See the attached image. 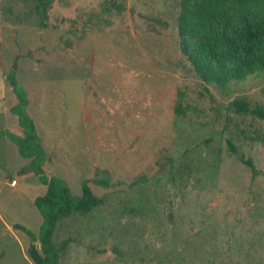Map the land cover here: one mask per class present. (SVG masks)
<instances>
[{
    "label": "rangeland",
    "instance_id": "374dc122",
    "mask_svg": "<svg viewBox=\"0 0 264 264\" xmlns=\"http://www.w3.org/2000/svg\"><path fill=\"white\" fill-rule=\"evenodd\" d=\"M179 1L52 0L41 15L37 0H0V130L24 134L14 67L43 173L74 197L84 179L110 184L57 224V264H264V119L228 107L264 106V73L203 82L180 50ZM30 159L0 135V264H34L13 228L42 221Z\"/></svg>",
    "mask_w": 264,
    "mask_h": 264
},
{
    "label": "trees",
    "instance_id": "16d2710c",
    "mask_svg": "<svg viewBox=\"0 0 264 264\" xmlns=\"http://www.w3.org/2000/svg\"><path fill=\"white\" fill-rule=\"evenodd\" d=\"M51 1L37 0L35 10L45 15ZM177 29L181 53L203 82L224 89L231 82L264 73V0H180ZM6 78L19 100L11 110L17 115L24 134L17 135L5 129L0 130V135L8 134L17 144L19 153L31 158L30 171L46 186L45 192L33 201L42 216L38 234L18 223L13 228L31 240L27 250L34 264H57L60 250L53 242L57 224L71 215L92 211L103 202L94 193L93 185L109 187L110 184L105 179H84L81 195L74 197L61 177L54 174L48 177L43 173L45 151L27 112V92L17 82L14 67L9 69ZM228 107L234 113L264 119V106L249 99L236 98ZM255 139L264 144V131ZM228 145L234 150L230 141Z\"/></svg>",
    "mask_w": 264,
    "mask_h": 264
}]
</instances>
